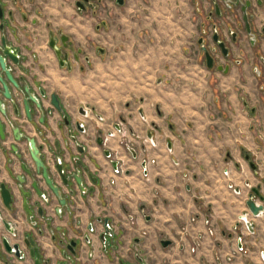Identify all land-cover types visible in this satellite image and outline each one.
Returning <instances> with one entry per match:
<instances>
[{
    "label": "crops",
    "instance_id": "1",
    "mask_svg": "<svg viewBox=\"0 0 264 264\" xmlns=\"http://www.w3.org/2000/svg\"><path fill=\"white\" fill-rule=\"evenodd\" d=\"M76 1L22 0L33 22L34 11L41 12L37 27L21 22L42 36L33 50L43 69L35 73L66 108L92 109L89 136L98 130L116 133L108 145L130 173L114 176L97 147L89 146L88 157L103 172L91 197H77L70 222H80L82 230L100 216L121 221V250L129 263L135 261L127 252L131 240L147 232L141 248L150 264H264V209L254 217L245 205L253 188L264 196V78L255 75L257 47L264 56V0L261 6L254 1L258 46L241 34L231 46L228 74L207 70L198 54L197 8L204 10L205 0H126L123 6L102 0L95 13L86 14L76 12ZM46 23L84 50L91 64L86 76L58 67L46 47ZM27 66H34L31 58ZM93 77L100 81L94 98L82 92ZM122 129L139 138L143 149L136 160L119 145ZM144 159L148 182L142 177ZM85 163L95 169L88 158ZM255 202L264 208L257 196ZM142 206L150 222L143 220ZM124 210L135 216L136 226L128 225ZM239 236L248 248L245 255L237 251ZM162 239L171 246L163 249ZM94 248L100 249L96 239ZM101 264L115 263L107 256Z\"/></svg>",
    "mask_w": 264,
    "mask_h": 264
},
{
    "label": "flooded vegetation",
    "instance_id": "2",
    "mask_svg": "<svg viewBox=\"0 0 264 264\" xmlns=\"http://www.w3.org/2000/svg\"><path fill=\"white\" fill-rule=\"evenodd\" d=\"M254 1L257 5L263 4V0H205L207 7L204 10L201 6L197 8L200 17L198 54L207 70L229 73L230 64L234 62L231 46L238 44L243 33L253 47L258 46L260 34L254 26ZM101 2L77 0L76 12L95 13ZM114 2L119 5L116 0ZM122 2L119 6H123L126 0ZM29 12L22 0H0V56L5 64V71L0 65V264H101V258L107 256L115 264H150V255L141 248L147 232L142 233V239L134 237L131 240L127 252L135 261L129 263L124 260L121 250L125 233L121 221L100 216L88 222L82 230L80 222L76 225L70 222L77 211V197H91L100 183L98 174L103 172L100 164L88 157L89 146L97 147L114 176L130 172L122 168L117 152L108 145L116 133L98 130L94 138L89 136L86 120L92 109L84 105L66 108L59 95L48 91L35 73V69H43L36 66L39 56L33 50L42 36L28 31V26L21 22L37 27L41 12L34 11V22L29 19ZM44 27L46 47L58 67L69 74L77 68L81 76H86L91 64L84 50L62 30L49 23ZM261 33L264 36V31ZM215 35L217 41L214 40ZM52 41L55 49L50 45ZM219 43L223 44L224 50ZM206 52L212 59L211 68L207 66ZM29 58L34 66H27ZM255 58V75L264 78V56L258 47ZM250 113L254 114L255 109L251 108ZM95 119L102 120L100 116H95ZM50 122L55 124L56 130ZM118 134L121 148L136 160L138 150L143 149L137 145L139 138H131L124 129ZM30 140L34 141L43 168L38 169L31 156ZM147 142V139H142L143 144ZM85 158L95 167L93 171L85 163ZM253 166L250 167L255 169ZM141 169L143 179L150 181L146 159L142 160ZM44 171L56 192L44 178ZM110 183L114 184V177ZM4 190L7 193L5 199L2 195ZM139 210L143 220L150 222L145 206ZM124 213L128 225L136 226L135 216L127 210ZM95 239L100 245L98 251L94 248ZM166 241L170 244L163 246ZM239 242L237 251L247 254L248 248L242 244L241 236ZM171 244L167 239L160 240L163 249Z\"/></svg>",
    "mask_w": 264,
    "mask_h": 264
},
{
    "label": "water",
    "instance_id": "3",
    "mask_svg": "<svg viewBox=\"0 0 264 264\" xmlns=\"http://www.w3.org/2000/svg\"><path fill=\"white\" fill-rule=\"evenodd\" d=\"M117 1V3L119 4V5H121L123 2H122V0H116ZM77 5L78 6H80V3L78 2L77 3ZM246 5H248V3L246 4ZM214 40L215 41H217V36L215 35L214 36ZM50 45H51V47H53L54 49H55V46H54V43H53V41L50 43ZM219 46L223 49V44L222 43H219ZM224 50V49H223ZM7 52H5V54H6ZM56 53H57V56L58 57H60V54H59V51L58 50H56ZM206 58H207V66L209 67V68H211L212 67V59L210 58V56L208 55V53L206 52ZM0 65H1V68L5 71V64H4V60H3V58L0 56ZM61 66H63V63L61 62ZM0 79H1V77H0ZM53 98H55L54 96H53ZM55 105H57V102L56 101H54L53 102ZM30 142V153H31V156H32V158H33V160L35 161V163H36V166H37V168L39 169V168H43V165H42V163H41V161H40V159H39V153H38V150H37V148H36V146H35V144H34V141L33 140H30L29 141ZM246 158H248V157H246ZM250 166L252 167V168H254V166H253V164L252 163H250ZM60 170V169H59ZM61 171V170H60ZM44 178L46 179V181L49 183V185H50V187L56 192V189L51 185V183H50V181H49V179H48V177H47V175H46V172L44 171ZM79 182V181H78ZM2 195H3V197H4V199L7 197V193L5 192V190L4 191H2ZM258 195V191L256 190V189H252V191H251V193L248 195V198H247V200H246V202H245V205H246V207H247V209H248V211H249V213H251L252 214V216H254V217H256V216H258V215H260L262 212H263V205L262 204H257L256 202H255V196H257ZM259 200H260V202H264V197L263 196H259ZM245 226L248 228V230L250 231V232H252L253 231V226H252V224L251 223H248V222H246L245 221ZM170 243L169 242H163V246H167V245H169ZM239 247H240V242H239Z\"/></svg>",
    "mask_w": 264,
    "mask_h": 264
},
{
    "label": "rangeland",
    "instance_id": "4",
    "mask_svg": "<svg viewBox=\"0 0 264 264\" xmlns=\"http://www.w3.org/2000/svg\"><path fill=\"white\" fill-rule=\"evenodd\" d=\"M91 80H92V82H91ZM91 80H89L87 85H86V83L82 84L83 86H87V87L83 88L82 92H84V91L85 92H91L92 98H94V97H96V95H95L96 93H93V92H99L98 90L100 88V81L98 78H95V77H93V79H91ZM97 98H98V96H97ZM175 163H177V162H175Z\"/></svg>",
    "mask_w": 264,
    "mask_h": 264
},
{
    "label": "built area",
    "instance_id": "5",
    "mask_svg": "<svg viewBox=\"0 0 264 264\" xmlns=\"http://www.w3.org/2000/svg\"><path fill=\"white\" fill-rule=\"evenodd\" d=\"M175 164H177V163H175Z\"/></svg>",
    "mask_w": 264,
    "mask_h": 264
}]
</instances>
